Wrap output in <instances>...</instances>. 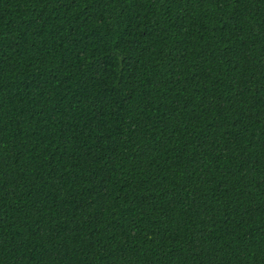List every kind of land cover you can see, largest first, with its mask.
<instances>
[{"label": "trees", "instance_id": "16d2710c", "mask_svg": "<svg viewBox=\"0 0 264 264\" xmlns=\"http://www.w3.org/2000/svg\"><path fill=\"white\" fill-rule=\"evenodd\" d=\"M0 264H264V0H0Z\"/></svg>", "mask_w": 264, "mask_h": 264}]
</instances>
